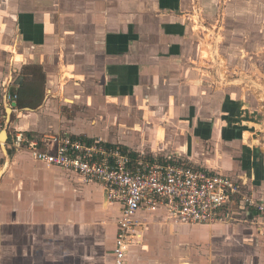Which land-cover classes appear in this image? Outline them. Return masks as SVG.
<instances>
[{
	"label": "crops",
	"instance_id": "obj_1",
	"mask_svg": "<svg viewBox=\"0 0 264 264\" xmlns=\"http://www.w3.org/2000/svg\"><path fill=\"white\" fill-rule=\"evenodd\" d=\"M197 26L218 31L230 74L264 61V0H0L7 133L101 138L136 157L228 174L264 203V147L243 143L259 135L251 125L260 113L238 78L214 83ZM30 68L43 76V97L20 109L5 98L35 87ZM11 137L5 171L0 145V264H112L120 206L106 202L99 182L47 168ZM250 213L205 226L138 212L124 264H264V219Z\"/></svg>",
	"mask_w": 264,
	"mask_h": 264
},
{
	"label": "built area",
	"instance_id": "obj_2",
	"mask_svg": "<svg viewBox=\"0 0 264 264\" xmlns=\"http://www.w3.org/2000/svg\"><path fill=\"white\" fill-rule=\"evenodd\" d=\"M5 99L11 102L17 96ZM3 129L0 119V134ZM8 135L16 150L27 151L47 168L73 172L84 182H99L106 202L120 206L112 264H124L141 227L136 219L141 211L162 210L167 221L205 226L246 222L251 211L264 219V203L248 196L245 184L228 174L164 163L146 154L136 157L119 146H106L101 138L84 144L69 135L37 139L18 131Z\"/></svg>",
	"mask_w": 264,
	"mask_h": 264
},
{
	"label": "rangeland",
	"instance_id": "obj_3",
	"mask_svg": "<svg viewBox=\"0 0 264 264\" xmlns=\"http://www.w3.org/2000/svg\"><path fill=\"white\" fill-rule=\"evenodd\" d=\"M197 28L199 29L200 27L197 26L196 29ZM199 31L201 32L200 36L205 41L204 45L202 46V51L205 50L208 52V58L206 59L202 57V59L203 61L204 60L212 61L211 71H212V76L214 78V83L218 84L219 86L226 85V84H230L231 81L234 80V78H238L237 80L239 81H235L233 82V84L236 86L240 85L243 89L245 88L243 94H246V96H248L249 102L251 103L250 104L251 113L254 111L259 112L260 114L259 116H257V118L259 122L262 121L263 119L262 115L264 114V95L258 92L264 89V61L258 65H256L255 62L253 64L252 60L250 61V65L248 64L249 62H245L244 65L242 64L238 69H236L237 73L236 72L235 73L238 75L230 74V72L226 70L227 68L226 62L225 61L221 62L222 59L218 58L217 56L218 45L217 44L214 45L213 42L215 41L214 35L215 34L217 35L218 31L215 29L214 33H212L202 27L199 29ZM212 36L214 40H212ZM212 50L214 52L213 55L212 53H210ZM202 51H201V56H202ZM215 52H217V54H215ZM29 73L32 74L31 75L33 77L32 83H34L35 87L37 88L38 86H41V77L39 72H35V70L34 71L29 70ZM8 113L10 114V111ZM249 115L251 116V114ZM253 129H256V131L260 132L259 135L253 137L252 133L250 134L246 133L245 135H243V143L249 145L250 147H256L261 145L262 147H264L263 127L261 126V124L258 125L257 123H254V125H251V131H253ZM1 143H4V141H1ZM6 168H7V164H6Z\"/></svg>",
	"mask_w": 264,
	"mask_h": 264
},
{
	"label": "trees",
	"instance_id": "obj_4",
	"mask_svg": "<svg viewBox=\"0 0 264 264\" xmlns=\"http://www.w3.org/2000/svg\"><path fill=\"white\" fill-rule=\"evenodd\" d=\"M28 70L38 72L37 69L35 68H30ZM41 79L43 78L42 75H40ZM37 88L33 87V88H28V90H21L19 92H17L16 96H17V102H18V107L20 109L23 108H31L34 109L36 106H38L41 101H42V92L41 93H37ZM162 162L164 163H173V161L169 160H163Z\"/></svg>",
	"mask_w": 264,
	"mask_h": 264
},
{
	"label": "water",
	"instance_id": "obj_5",
	"mask_svg": "<svg viewBox=\"0 0 264 264\" xmlns=\"http://www.w3.org/2000/svg\"><path fill=\"white\" fill-rule=\"evenodd\" d=\"M258 93L264 95V89H263V90H260ZM9 111H10V110L8 109V112H9ZM26 111H30V110L27 109ZM8 123H9V120L6 119V121L4 122V129H3V131H2L1 134H0V138H1V135L4 136V144L1 143L2 140L0 139L1 150H2L3 153L5 154V162H4L3 167H5V165L7 164L8 159H9V156H8V154H7V152H6V147H5V144H6V142H7V135H8V133H7V130H8ZM261 126L263 127V131H264V114H263V119H262V122H261ZM3 145H4V146H3ZM3 167H2L1 169H3Z\"/></svg>",
	"mask_w": 264,
	"mask_h": 264
},
{
	"label": "bare ground",
	"instance_id": "obj_6",
	"mask_svg": "<svg viewBox=\"0 0 264 264\" xmlns=\"http://www.w3.org/2000/svg\"><path fill=\"white\" fill-rule=\"evenodd\" d=\"M210 53H211V52H210ZM210 55H211V54H210ZM202 57L207 59V58H208V52L205 51V50L202 51ZM256 91H257V90H256ZM1 140L4 141V136H3V135H1ZM2 144H4V143H2ZM3 146H4V145H3ZM5 168H6V165H5V167H3V169L5 170Z\"/></svg>",
	"mask_w": 264,
	"mask_h": 264
}]
</instances>
